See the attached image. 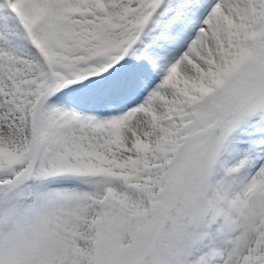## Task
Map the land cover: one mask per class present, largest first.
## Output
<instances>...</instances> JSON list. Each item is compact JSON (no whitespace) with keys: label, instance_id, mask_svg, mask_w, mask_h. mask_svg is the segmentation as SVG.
<instances>
[{"label":"snow or ice","instance_id":"6c2138e0","mask_svg":"<svg viewBox=\"0 0 264 264\" xmlns=\"http://www.w3.org/2000/svg\"><path fill=\"white\" fill-rule=\"evenodd\" d=\"M0 264H264V0H0Z\"/></svg>","mask_w":264,"mask_h":264}]
</instances>
